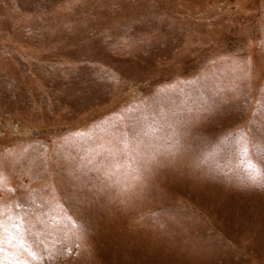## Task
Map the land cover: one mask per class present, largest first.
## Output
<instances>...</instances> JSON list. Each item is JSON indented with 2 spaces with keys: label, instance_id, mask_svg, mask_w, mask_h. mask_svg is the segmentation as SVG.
Returning <instances> with one entry per match:
<instances>
[{
  "label": "rangeland",
  "instance_id": "1",
  "mask_svg": "<svg viewBox=\"0 0 264 264\" xmlns=\"http://www.w3.org/2000/svg\"><path fill=\"white\" fill-rule=\"evenodd\" d=\"M249 161L264 0H0V210L31 264H264Z\"/></svg>",
  "mask_w": 264,
  "mask_h": 264
},
{
  "label": "snow or ice",
  "instance_id": "2",
  "mask_svg": "<svg viewBox=\"0 0 264 264\" xmlns=\"http://www.w3.org/2000/svg\"><path fill=\"white\" fill-rule=\"evenodd\" d=\"M247 167L249 179L253 182L264 179V162L249 161ZM3 179V174L0 173V183ZM9 219L10 224L3 218L0 210V264H31L29 259L24 258V253L34 257L36 252L24 239L20 223L11 217ZM6 254L7 259L4 258Z\"/></svg>",
  "mask_w": 264,
  "mask_h": 264
}]
</instances>
